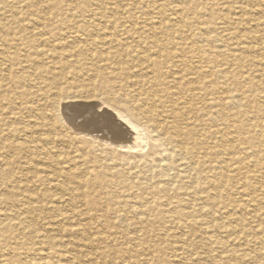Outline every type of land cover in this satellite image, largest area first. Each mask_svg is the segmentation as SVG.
<instances>
[{"label": "rangeland", "instance_id": "obj_1", "mask_svg": "<svg viewBox=\"0 0 264 264\" xmlns=\"http://www.w3.org/2000/svg\"><path fill=\"white\" fill-rule=\"evenodd\" d=\"M58 18L99 23L128 49L131 37L160 32L168 65L182 74L195 67L192 52L212 62L207 93L194 101L157 87L152 105L159 121L168 124L173 110L198 127L187 141L200 142L188 148L196 161L186 152L179 161L150 138L140 152L92 144L49 107L44 81L29 82L41 94L28 105L9 96L2 104L12 107L5 115L12 129L0 126L1 142L11 144L0 160V264H264V0H0V52L12 58L0 67L7 77L9 69L20 78L48 69L75 82L52 53L77 61L64 45L78 52L82 35L70 26L59 35L45 24ZM97 49L108 53V40ZM134 50L96 63L93 81L148 108L147 97L129 87L142 77ZM94 94L106 99L99 89ZM31 140L38 155L22 164L16 147ZM55 168L58 175H48ZM172 195L183 205L174 199L165 205Z\"/></svg>", "mask_w": 264, "mask_h": 264}, {"label": "bare ground", "instance_id": "obj_2", "mask_svg": "<svg viewBox=\"0 0 264 264\" xmlns=\"http://www.w3.org/2000/svg\"><path fill=\"white\" fill-rule=\"evenodd\" d=\"M48 20L45 19L46 22H48ZM50 21V23L45 24L49 25L50 28L55 30V32L59 35H62V27L69 28V26L72 28L71 31H79L82 35V47L78 50V52H73L74 47H66L67 44L64 45V49L67 53L74 55L77 58V61H66V58L62 54L57 52L52 53L55 64H58L62 71L69 69L72 76L75 78V82L69 83L60 79V76H56L58 74L52 73L48 71V69L37 71V73L31 74V77L20 78L13 73L11 69H9V77H7L6 73H3V70L0 68V115L1 117L3 116L2 118L0 117V126L6 128V131H10L12 129L7 123L8 119L5 117L8 110L11 111L10 108L12 107L8 105L6 106V104L5 106L2 105L6 101H9L8 96L10 99H16L17 103H24L25 105H28L29 101L39 93L38 89L34 87L35 85H33L32 89L28 86V84L29 82H33L37 79L42 80L45 84H47L46 95L44 93L40 94L44 98H47L49 107H51V109L59 108L57 115L60 116V119L65 121L73 132H76L79 136L86 138L88 142H91L92 144L100 142L109 149L113 150L118 149L125 152H128L129 150L140 152L145 149L146 141L150 138V140L157 143L158 147L169 146L170 148L164 149L163 152L172 153L176 159L179 157V161L184 160L185 152L192 161H196L195 152L188 151V148L192 149L200 144V142L197 141V143H187V141H191L195 135L198 136V127L194 129L193 126H191L194 122L191 120L189 121L187 113L184 115L180 113L179 115L178 113H174L173 110H171L167 115L169 118L168 124H166L163 119L159 121L155 118H162V116L161 114H157V112H155V115H152V112L154 111L152 105H155L156 99H153L156 97L155 89L157 87H160L163 93H167L169 90V97L170 93L174 91L171 95L184 93L189 97V99L194 101L197 99V94H200L201 90L205 89L207 93L210 73H212V69L214 68L211 65L212 62L208 59H202L194 52H189L191 54V59L194 60L193 64L196 68L192 67L188 70L189 68L185 67L183 68L184 70L182 69L184 73L182 74L178 71V68H181L178 65L174 63L168 65L166 58H169L170 53L167 52L163 48V45L159 43V40H162V34L160 32L151 33L152 31L150 30L145 38H142L141 36H138L137 38L131 37L132 43L129 49H131L134 45V51L137 52L136 57L138 58L135 68H137V71L141 72L140 74H142V77L138 75L136 78L130 79L131 85H129V87L133 88L132 92L135 96L142 95L144 96V99L147 97V101L150 103L149 107L145 108L143 105H137L132 100L117 95L113 91L108 92L104 85L100 83L95 84L93 81L97 79L98 76H96L97 74L95 75L91 72V68H93L96 63H99V61H107L110 56L116 58L119 54H124L123 52H127L129 50L126 45L121 46V44L117 42L115 36L109 37L103 34V31L98 25L99 23L87 25V23L82 21L79 25L71 22H69L70 24L68 25L64 24L59 18L52 19ZM262 25L264 26V22ZM57 34H55V36L53 35L52 39L56 37ZM107 40L110 44V51L105 55H101L97 49L98 45ZM46 43H50L48 39H46ZM23 46L26 47L25 45ZM26 48L29 49L28 46ZM10 59L12 58L8 57L7 54L1 53L0 67H2L4 63L10 64ZM160 59L162 61H160ZM16 60L17 58L14 59V61ZM114 71L117 76L122 74V77L129 81L128 76L131 75H129V73L123 68L116 67ZM164 71L168 72L167 78L170 77L169 79L164 76V74H166ZM184 84V92H179L183 90L182 85ZM146 86L149 88L148 92L143 91V88H146ZM95 89H99L104 92L106 99H104L105 97L99 99V97L94 94ZM174 102V105H178L177 101ZM34 112L33 114L36 115ZM182 125L184 126L183 128ZM10 147L11 144H5V142H1L0 139V153L4 155H0V160L3 162L5 158L7 160V157H9L8 153L11 149ZM16 148L18 152L14 153V155L18 156L17 160L21 161L22 164L32 163L33 159H35L38 155L35 147V141L33 140L30 141V145H18ZM10 157H12V153ZM205 158L208 159L207 156H205ZM207 163L209 162H203V164ZM180 165L184 168V170L187 169L189 173L193 170V168L187 163L186 165L184 163H180ZM205 171L210 173L211 166H209V164L205 167ZM49 173L50 174L48 175L53 176L55 174L58 175L59 172L55 168L53 169V172ZM53 185L54 187H59L61 189L58 183H54ZM198 193H204V191L199 190ZM171 199H174L178 205H183L182 199L178 198L176 195H172L170 198H167L164 204H170ZM3 200L6 201L8 199L3 198ZM9 204L11 206L13 205L11 202H9ZM198 206L193 205L194 208Z\"/></svg>", "mask_w": 264, "mask_h": 264}]
</instances>
